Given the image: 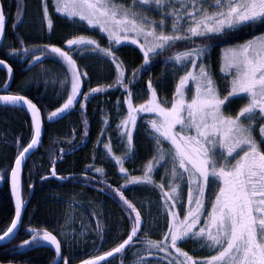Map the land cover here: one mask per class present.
<instances>
[{"label": "snow or ice", "instance_id": "snow-or-ice-1", "mask_svg": "<svg viewBox=\"0 0 264 264\" xmlns=\"http://www.w3.org/2000/svg\"><path fill=\"white\" fill-rule=\"evenodd\" d=\"M54 4L56 13L68 18L78 17L79 21L107 34L108 48H102L95 40L84 36L67 39L66 44L69 49L76 47L81 53L90 51L107 57L118 73L116 84L126 89L131 82L126 83L122 79L125 70L112 50V42L116 45H138L143 52V63L147 65L150 55L155 57L166 49L170 50L177 41H190L193 37H226L233 32L264 24V0H131L127 5L119 0H54ZM153 8L160 12L159 21L144 15L145 11ZM42 16L48 31H53L54 20L49 12L48 0H42ZM166 22L171 28L170 34H166ZM6 23L4 6L0 3V39L5 36ZM208 47L205 43L203 47L190 48L170 57L178 64H184L185 68L190 64L196 70L186 71L178 79L170 102L158 99L151 82V98L138 107L133 106L132 94L128 93V116L120 125L127 139L125 156H132L131 129L135 128L136 114L143 112L158 116V119L149 121L154 130L152 135L157 155L144 166L142 177L128 175L123 159L117 158L116 163L129 184L152 185L160 190L164 200L170 218L167 231L159 241L145 239L150 255L153 254L151 249L164 253L162 259L168 264H264V33L227 50L221 71L230 74L231 80L224 96H221L201 59L206 56ZM44 48L61 58L70 74V79L65 81L70 84L66 102L53 111L49 119L61 116L76 106L78 97L87 100L91 94L107 91L97 87L88 94L81 93V77L88 74L79 70L76 61L63 48L48 45ZM39 59L37 56L36 60ZM197 60L201 62L197 64ZM0 67L8 73L12 71L11 67L5 66L4 60H0ZM190 81L192 88L188 87ZM237 100L245 101L244 105L235 115H226V106L230 108L231 103ZM0 101L23 105L34 118L39 112L36 105L24 96L0 95ZM33 128L30 143L20 147L15 167L11 169L16 198L15 217L10 227L0 234V241L14 235V230L21 224L24 201L17 177L26 154L40 143L39 119H34ZM165 141L170 147H164ZM105 148L111 152L109 145ZM165 162L171 166L167 170L169 179L155 182L153 173ZM52 175H56L54 169ZM177 178L188 185L183 219L176 209L183 191L181 185L175 183ZM210 178L219 186L206 210L202 198ZM4 179L5 176H0V180ZM114 191L128 209L130 231L116 247L103 255L84 260L82 264H101L102 261L111 264L110 257L123 254L146 236L142 229L144 220L141 212L124 196L123 191ZM201 217L204 218L203 224ZM97 229L101 230L99 224ZM189 240L215 254L202 259L189 255L178 246ZM34 242H44L53 246L57 254L61 252V241L50 232L45 231L42 235L37 232L31 240L24 241V245L31 246ZM172 249L175 250V257L170 251ZM60 261L61 264H69L63 256ZM135 264H147V261L139 257Z\"/></svg>", "mask_w": 264, "mask_h": 264}, {"label": "trees", "instance_id": "trees-1", "mask_svg": "<svg viewBox=\"0 0 264 264\" xmlns=\"http://www.w3.org/2000/svg\"><path fill=\"white\" fill-rule=\"evenodd\" d=\"M0 1L7 17L5 46L11 44V48L0 51V60L7 62L15 73L11 94L31 100L42 111L45 122L43 145L28 162L22 178L24 198L28 200L32 195L24 214L22 230L13 243L0 247V264H52L55 259L52 248L43 242H34L31 246L24 245V241L31 240L37 232L42 235L45 231L57 236L61 241L63 257L69 264H81L84 260L95 257L99 246L103 254L110 251L126 239L131 228L128 209L115 189L123 191L124 196L141 212L144 220L142 229L146 236L111 264H135L139 257L152 256L145 239L161 240L169 223L163 216L164 222L158 224L157 231H153L151 235L147 234L148 226L153 223V216H159L161 219L158 207L164 204L161 192L152 185L129 184L120 172L116 160L123 159V166L128 170V175L143 176L144 166L157 155L155 137L152 135L154 130L149 121L158 119V116L144 112L139 114L132 141V156L126 157V133L120 125L128 116V93L132 94L133 106L138 107L151 98V82L158 99L170 102L179 79L178 73L170 68V57L190 48L203 47L207 43L209 47L206 63L221 96L226 95L231 76L221 71L223 52L264 33V24L233 32L226 37H193L190 41H177L170 50L166 49L161 54L150 57L147 65H144L143 55L137 49L130 46L115 49L113 51L116 56L128 68L125 82L131 83H128L127 89L116 84V81L104 82L100 78L92 77L90 81L83 83L81 93L88 94L91 89L97 87L106 88L107 91L91 94L87 100L78 97L76 106L65 115L49 119L51 113L66 102L70 89L69 86L61 84L63 79H58L61 75L57 76V84L48 89L43 84L29 85L30 72L33 67L39 65L34 63V59L46 55L59 62V58L44 46L52 43L51 46L63 48L65 39L88 31L83 25L72 24L57 17L55 30L50 32L51 40L32 39L27 35L24 24L25 10L31 0ZM93 33L99 36L98 33ZM102 41L103 47L107 48L109 42L106 39ZM14 50L16 51L13 54ZM58 65H61L60 68L66 66L64 62ZM8 77V72L0 67V93L3 92ZM66 78L69 79V75H66ZM110 85L113 86L109 87ZM244 103L243 100L232 102L230 108L226 106L225 114L235 115ZM32 135V122L24 111L0 108V176L6 177L0 180V234L10 227L15 217L9 175L20 147H26ZM105 145H109L113 151H103ZM164 147L170 146L164 142ZM54 166L58 176L63 179L70 176L71 179L65 182L54 180L51 173ZM170 167L166 162L158 166L153 173L154 181L168 180L167 170ZM96 169L102 171L97 172ZM212 188L214 189V186ZM144 205L151 206L150 216H147V208ZM98 224L101 229L99 231ZM159 227L162 234H159ZM178 246L195 258L202 259L215 254L213 251L210 253L207 248H201L199 243L192 240ZM154 250L150 251L157 252Z\"/></svg>", "mask_w": 264, "mask_h": 264}, {"label": "rangeland", "instance_id": "rangeland-1", "mask_svg": "<svg viewBox=\"0 0 264 264\" xmlns=\"http://www.w3.org/2000/svg\"><path fill=\"white\" fill-rule=\"evenodd\" d=\"M119 2H121V0H119ZM124 2H122V3L124 5H127L131 1L129 0V2H128V0H124ZM48 3H49V12L52 15V19L54 20V25L56 23V21H55L56 18L60 17V19L63 18L64 20L71 21L72 24L81 23V24L84 25L85 29H87V31H88V32L86 31L87 33H85V32L81 33L80 32L79 34L74 35L73 37H70V39H72L74 37H77V36H84L86 38H91V39L95 40L102 48H104L102 46L103 38L106 39L109 42L106 33H103L101 31H99L98 28H93V27L87 25L86 22L79 21L78 17L77 18H68V17H65V16H63V15H61L59 13H56L54 11V7H55L54 0H48ZM26 9L27 10H25V22H24V24L26 26V31L28 32L27 35L30 38H32V39H39L41 41H44L46 38L48 40H51L52 39V34L48 31V29L46 27V21L43 19V16H42V0H36L35 2H34V0L29 1L28 7ZM150 12H151V10L145 11L144 15L148 16L149 19L154 20L155 19L154 12L152 14H150ZM53 31H51V32H53ZM165 31H166V34H170L171 33L170 31L167 30V27L165 28ZM93 32L98 33L99 36H95ZM66 40L67 39H65V41ZM141 42H143V38H141ZM30 43L31 44H36L35 42L34 43L30 42ZM51 45H52V43H49V46H51ZM123 46H130V47L136 48L140 52H142L138 45H134V44H131V43H123L121 45H116L115 42H112V50L121 48ZM108 47H109V45H108ZM5 48H11V44H7L5 46ZM63 49L65 51H68L69 55H71L73 57V59L76 61V65L79 68V70H81L82 72H86L88 74L86 77H83V76L81 77L83 83L85 81H90L92 77L100 78L101 81H104V82H106V81L115 82L116 81V77H117L118 73H117L116 69H114L115 68L114 64L107 57L103 56L100 53H93V52H90V51H85V52L81 53L80 50L77 49L76 47H73V48L69 49L67 44L65 45V48H63ZM227 50H225L223 52V56H222L223 64H224V56H225ZM142 54H143V52H142ZM39 57H40L39 60H36V58L34 59V63L35 64H39V65H38V67H35V68L33 67L32 68V70L30 72L31 73L30 74L31 78L28 81V84L29 85H34V86H38L40 84H43L44 87L46 89H48V88H51L53 85L57 84L56 83L57 82L56 81L57 80V76L61 75L60 78H58L59 80L63 79L61 84L63 86H66V87L69 86V89H70V84H66L65 83V81L68 80V78H66V75H69V79H70V74L67 72V66H65V68H63V67L60 68L61 65H58V64H62L63 63L61 58H59L57 56L59 58V62H57V61L51 60L46 55L45 56H39ZM201 59L203 60V63L205 64V67L207 68L209 74L211 75L210 68H209L208 64L206 63V56L202 57ZM200 62H201L200 60H197V64H199ZM170 63H171V65H170L171 70L174 71V72H177L179 78L182 77L185 74L186 71H196V70L191 68L190 64H189V66L187 68H185L184 64H178L173 59L170 61ZM224 73H226V72H224ZM226 74L230 75L228 73H226ZM125 78H126V76L124 75L122 77V79H125ZM54 82H55V84H54ZM83 83L81 85L80 91H81V89L83 87ZM188 87L189 88L193 87V83L191 81L189 82ZM190 94L191 93H189V95ZM69 110H67L61 116L65 115ZM144 113L151 114V115L154 114L155 115V113H148V112H144ZM139 114L140 113L136 114L137 115L136 121L138 120V117L140 116ZM61 116H58V117H55V118H59ZM135 129H136V125H135L134 129H131V131H132V141H133V136H134V133H135ZM165 142H167V141H165ZM132 144H133V142H132ZM228 160L231 161V157H229ZM119 167H120V165H119ZM185 178H187V177L185 176ZM175 183H179L181 185V188L183 189L181 202L176 205V209L180 213V218L183 219L184 208L187 207V196L186 195H187V191H188V185L184 181H181V180L177 181V182L175 181ZM213 185H214V189L212 188ZM218 186H219L218 183H213L212 180L209 181V184H208V186L205 189L204 197L202 198L204 203H205V209L206 210L209 209V202L214 200L215 194L218 191ZM162 201L164 203L163 198H162ZM170 203L171 202H169V204ZM140 205L142 206V204H140ZM144 207L147 208L146 209L147 216H150L152 214L151 206L150 205L149 206L148 205H144ZM158 207H159V209L161 211V219H159V216H153V223L150 224L148 226V228H147V234L148 235H151L153 231H155V232L157 231L156 227L159 226L161 224V222H164V217H165V219H167V221L170 219L169 215L167 214L165 203L159 205ZM158 219H159V221H158ZM203 221H204V218L201 217V224H203ZM199 226L200 225H198L197 228ZM160 233L161 232H160V227H159V234ZM154 251H157V250H154ZM209 251H210V253L212 252L211 250H209ZM153 257L152 256L144 257L145 260L147 261V264H168L167 260H165V262L158 261V260L155 261V260H153ZM173 257H175L174 254H173Z\"/></svg>", "mask_w": 264, "mask_h": 264}, {"label": "water", "instance_id": "water-1", "mask_svg": "<svg viewBox=\"0 0 264 264\" xmlns=\"http://www.w3.org/2000/svg\"><path fill=\"white\" fill-rule=\"evenodd\" d=\"M1 3V1H0ZM7 25V23H6ZM5 39H6V28H5V36L3 39H0V51L1 49L3 48L4 46V43H5ZM5 66L6 67H11L7 62H5ZM5 69V68H4ZM12 69V67H11ZM9 77H8V81L3 89V93H1L0 95H13V94H10V90L12 88V85L14 83V80H15V73H14V70L12 69L11 73H8ZM20 96V95H19ZM36 107L39 109V107L36 105ZM0 108H10V109H18V110H22L24 111L30 118L31 122H32V126L34 124V119H39L40 121V124H41V137H40V143L39 145H37L35 148H33L32 150H30V153L29 154H26L27 158L24 160V162L22 163V166H21V171L19 173V176L17 177V181H18V185H19V189H20V193H21V197H22V178H23V174H24V171H25V168L28 164V162L30 161V159L33 157L34 154H36L40 148L42 147L43 145V141H44V137H45V122H44V116L41 112V110L39 109V112L36 114V117L34 118L33 117V114L30 110H28L25 106L23 105H11V104H5L4 102L0 101ZM33 131H34V128H33ZM15 167V163L13 165V168ZM53 169L55 170V173H56V167L54 166ZM52 169V171H53ZM51 171V173H52ZM53 179L56 180L57 182H63V181H67L69 179H71V177L69 176L68 178H66L65 180L58 176L57 173L55 176H53ZM9 187H10V193H11V198H12V202H13V206H14V209L16 208V198H15V195H14V192H13V186H12V180H11V173H10V176H9ZM28 202H25L24 203V209L22 211V214H21V224L18 225L17 229L14 230L15 231V234L4 239L3 241H0V247H3V246H7L9 244H11L16 238L17 236L20 234V231L22 229V225H23V218H24V214H25V211H26V206H27ZM46 246H49L51 247L52 249H54L53 246H50L46 243H44ZM127 250V249H126ZM125 250V251H126ZM55 251V249H54ZM122 254H117L116 256L114 257H110L109 260L110 261H113L115 260L116 258H118L119 256H121ZM55 260L52 264H61V261H60V257L63 256V251H62V245H61V252L59 254H57L55 252ZM108 263L107 261H102L101 264H106Z\"/></svg>", "mask_w": 264, "mask_h": 264}, {"label": "flooded vegetation", "instance_id": "flooded-vegetation-1", "mask_svg": "<svg viewBox=\"0 0 264 264\" xmlns=\"http://www.w3.org/2000/svg\"><path fill=\"white\" fill-rule=\"evenodd\" d=\"M131 1V0H130ZM121 2H124V0H121ZM126 2V1H125ZM124 2V3H125ZM128 2H129V0H128ZM154 12V15H155V19L154 20H156V21H159V19H160V12H159V10H157V9H155V8H153V9H151V12H150V14H152ZM170 19V18H169ZM166 25H167V22H166ZM167 27V30L168 31H170L171 32V28H170V26H166ZM64 48V47H63ZM138 50V49H137ZM139 51V50H138ZM140 52V51H139ZM142 53V52H141ZM120 60V59H119ZM122 67H123V69L125 70V75L127 74V72H128V68H127V66H125L123 63H122ZM115 69V68H114ZM3 93V92H2ZM1 94V93H0ZM103 151H106V152H109L108 151V149L107 148H103ZM113 151V149L111 148V152ZM111 152H109V153H111ZM123 177H125L126 178V176H125V174L123 173ZM210 180H211V178H210ZM23 200L24 201H26V199L24 198V196H23ZM141 204V203H140ZM140 207H141V205H140ZM101 251H102V249H101V247L99 246L98 248H97V250L95 251V256H98V255H103V253H101ZM170 251H172V253L176 256V253H175V250L174 249H172V250H170ZM153 260H155V261H164L165 262V259H162L161 257H163V256H165V254L164 253H161V252H159V251H157V252H155V253H153ZM169 259H171V257H169Z\"/></svg>", "mask_w": 264, "mask_h": 264}, {"label": "bare ground", "instance_id": "bare-ground-1", "mask_svg": "<svg viewBox=\"0 0 264 264\" xmlns=\"http://www.w3.org/2000/svg\"><path fill=\"white\" fill-rule=\"evenodd\" d=\"M6 38H7V25H6ZM5 42H6V39H5ZM5 44V43H4ZM13 69V68H12ZM15 81V80H14ZM13 86V85H12ZM4 89V88H3ZM10 94H11V90H10ZM10 109V108H9ZM40 109V108H39ZM42 112V111H41ZM43 114V113H42ZM44 116V115H43ZM29 117V116H28ZM31 197H32V195H31ZM31 197L28 199V200H26V201H24V203L25 202H29V200L31 199ZM22 199H23V194H22ZM28 205V204H27ZM26 208H27V206H26ZM4 247V246H3ZM49 247V246H48ZM51 248V247H50ZM54 250V249H53ZM55 252V251H54Z\"/></svg>", "mask_w": 264, "mask_h": 264}]
</instances>
